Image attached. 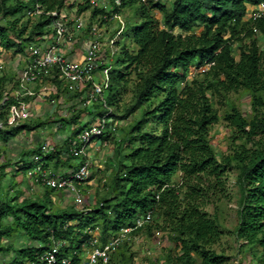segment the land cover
<instances>
[{"label": "trees", "instance_id": "1", "mask_svg": "<svg viewBox=\"0 0 264 264\" xmlns=\"http://www.w3.org/2000/svg\"><path fill=\"white\" fill-rule=\"evenodd\" d=\"M66 1L0 0V17L4 20L0 23V56L7 50L24 53L35 37L48 32L51 16L41 14L34 17L25 37L28 11L36 5L43 12L59 10ZM260 3L264 0H121L113 12L122 14L123 8L134 7L136 19L126 23L124 31L128 27L127 38L135 50L124 44L119 52L122 66H111L107 101L109 106L117 102V95L133 74L134 98L121 114L111 113L109 117L125 122L141 110L140 116L126 126L125 163L117 162L106 194L88 212L55 207L52 196L58 191L47 186L31 193L36 197H29V193L19 200L24 189H17L11 197L8 187L0 183V256H8L9 264H32L49 248L52 236L69 242L71 248L63 250L67 255L85 241L84 228L98 226L105 242L119 228L133 225L138 216L151 210L152 221L133 233L165 230L169 222L174 251L168 252L166 264H220L228 258L206 248L220 231L215 218L203 210L210 189L205 179H214L213 188H217L224 173L234 167L241 191L236 240L241 250L252 252L255 248L253 256L264 264V44L260 43V38L264 39V17L249 16ZM87 10L92 17L108 13L91 7L89 0L78 5L77 13ZM200 67L207 68L200 72ZM5 81L0 79L1 83ZM52 81L61 84L57 77ZM240 89L249 99L248 112L230 104L223 120L234 133L232 141L243 138L244 142L220 158L209 137L210 128L219 120L211 106L212 97L216 93L224 97ZM15 104L11 97L0 104L1 124H6L7 112ZM82 112L85 109L57 120L60 127L76 126L70 139L86 124L80 125ZM46 122L25 120L10 128L0 127V142L6 144L20 133L34 132ZM153 125L160 126L159 133ZM100 138L109 141L115 136ZM62 146L63 151L46 155L39 146L21 153L20 169L32 165L25 158L33 154L42 157L45 168L51 167V161L54 169L72 165L73 157L66 155L68 142ZM121 149L113 151V156L120 158ZM6 167V163H0V182ZM15 235L25 236L28 243L14 244L11 241ZM125 244L119 249L125 250ZM113 255L107 264L114 263ZM79 261L78 256H71V264ZM125 262L121 259L115 264Z\"/></svg>", "mask_w": 264, "mask_h": 264}, {"label": "built area", "instance_id": "2", "mask_svg": "<svg viewBox=\"0 0 264 264\" xmlns=\"http://www.w3.org/2000/svg\"><path fill=\"white\" fill-rule=\"evenodd\" d=\"M85 1L81 0L80 3L79 0H67V6L65 3L63 8L51 12H43L38 5L28 11L27 14L30 18L45 14L51 16V21L47 27L48 32L35 37V40L27 46L26 63L16 77V85L12 88L13 92L5 97V99L14 98L16 101V104L12 105L7 112L8 118L10 117L16 122L30 120L34 117V106L37 100H44L50 94L52 97L56 92L57 85L50 83L53 82V78L57 77L66 89L65 108L61 112L57 111L59 115L70 117L76 109H85L88 121L84 127L75 138L65 137L63 140L68 142L69 152L66 155L73 157L74 168L66 172L56 171L51 167L45 168L42 157L39 154H33L30 156L32 165L27 168V178L25 181L23 180L26 194L37 192L36 186H47L69 196L74 209L82 212L90 210V206L86 204L82 187L90 177L91 162L89 159H85L87 157L86 148L92 144L95 138L107 134L115 136L118 127V122H112L110 126L106 124V118L112 113L105 94L106 91H109L111 66L106 65L108 59L104 44L113 48L126 24L120 12H113L115 7H120L121 0H114L113 3H110L109 0H89L91 7L103 8L108 12L99 13L95 17H92L91 13L85 16L86 11L77 13L78 5ZM252 9L250 17L253 19L264 17L263 3ZM113 22L118 25L115 24L111 30L108 26ZM106 29L109 30L106 32ZM112 31H115L114 35L108 37ZM256 31L254 29V32ZM84 34L86 36H83ZM78 36L83 37L78 39ZM62 47H66L69 52L74 51L73 53L79 55L81 53L82 57L75 55L69 57ZM206 68L200 67L198 70L203 72ZM96 73L99 74V81L96 80ZM46 90H50L49 95ZM53 98H51V103H53V110L56 111ZM97 104L104 107V116H92L91 111ZM58 127L60 128L59 123L52 125L54 130ZM107 142L101 141V145H106ZM37 146L41 148L43 155L56 150L54 144L47 137L43 138ZM151 221L152 211L149 210L138 216L133 225L119 228L105 242L101 241V230L98 226H88L82 230V233L87 237L80 244V248L78 249L76 244L75 248L71 249L67 255H64L63 250L71 248L69 242L52 236L49 248L40 255L37 262L32 264H71L73 255L80 258L77 264H107L114 250L128 243L134 236L133 232L144 228ZM149 264L164 263L155 258Z\"/></svg>", "mask_w": 264, "mask_h": 264}, {"label": "rangeland", "instance_id": "3", "mask_svg": "<svg viewBox=\"0 0 264 264\" xmlns=\"http://www.w3.org/2000/svg\"><path fill=\"white\" fill-rule=\"evenodd\" d=\"M79 1L81 3V0ZM67 5L68 2L66 3V6ZM84 14L85 16L90 15V10H88V12L86 11ZM155 16L160 18V14L158 12H155ZM121 17L125 20V23L130 24V22L136 19L134 17V7L123 8ZM22 20L25 21L26 18H23ZM3 22L4 20L0 17V23ZM34 22L35 18L29 19V23L27 26L28 29L25 33V37L31 30V27H33ZM115 24L118 25L116 22H113L108 27L112 30ZM108 30L109 29H106V32ZM128 31L129 29L127 27L126 30L123 31L122 34L116 39L113 48H111L107 44H104V47L106 48V58L108 59L106 65L113 66L117 69L122 66L119 52L123 48L124 44H126V46L131 50H135V45L130 44L128 41ZM114 32L115 31L109 33L108 37L113 36ZM260 43L264 44L263 38H260ZM26 56V50L24 53H15L13 50H7L3 51L2 55L0 56V79H6V83L0 82V104L5 100V97L8 94H11L13 92L12 88L14 87V81L16 80L19 71H21L24 67L23 63L25 62ZM191 75L192 73H190L189 76ZM95 77L97 81L100 80L98 73H96ZM133 80H135L134 74L132 75L129 83L124 87L125 89H122L123 91L121 90L119 95H117V102L110 105L112 114H121L127 106L133 103ZM50 84L54 85V82H51ZM49 91H46L48 95ZM65 94L66 93L64 85L62 83L57 85L56 92L52 95V97H54L53 99L55 100L56 105V111H53L52 117H46L47 112L53 109V103H51V94L50 96L45 97L44 100H37L34 106L35 113L33 115L34 117H36H32L30 121H47L45 126H42L41 128H38L36 131L31 133H20L13 140L6 144L0 142V163L4 162L7 164V173L5 177L1 179L0 183H2L6 189L8 187V190L10 192L9 196L13 197V193L16 192L17 189L19 191H23L22 189L25 190V182L23 183V180L25 181L27 178L28 169H20V161L22 156L21 153L29 152L36 147V145L38 144V140L36 139L37 135L35 134H38L41 139L47 137L48 140L52 144H54L56 151H63L62 145L64 143L62 142H64V138H69L74 133L73 131L75 130L76 126H73L72 124L65 127H58L56 130L52 128V125L57 123L58 118L61 116L57 111L63 110L65 108ZM105 94L108 95V91H106ZM230 104H234L244 113L248 112L250 108L249 99L245 96V92L241 89L238 91H231L227 94V96L224 97L219 93L213 95L211 106L216 110L219 116V120L210 128L209 137L211 138L212 146L215 148L220 158L226 156L227 154H230L235 146L244 142L243 138H235L232 141V135L234 133L230 128H228L227 123L223 120V115L228 110ZM77 110L79 109H76V111ZM140 111L141 110H138L125 122H121V120L117 119V117H113L114 119H112V117L106 118L107 126H110L112 122H118L117 131L115 132V139L109 140L106 145H101V139L95 138L92 144L86 148L87 157L85 159H89V161L91 162V167L89 168L90 177L82 185L87 206H94L95 203H97L100 198L106 194L107 186L110 184L113 172L117 167V162L121 161L125 163V159L122 155H124V152H126L127 150V147H125L127 145V142L124 139L127 135L126 126H128L130 122L140 116ZM104 112V107L98 104L91 111L92 116L96 117L97 114L101 113V116H104ZM87 121L88 114L82 112L80 125H84ZM2 124L0 127L10 128L18 124V122L6 116V124ZM153 126L156 128V132L159 133L160 126ZM118 140L122 141L119 142ZM117 142L119 144H117ZM248 146H250V144H248ZM117 148L121 149L120 158H116L115 156H113V151H115ZM25 159L27 161L30 160V156H26ZM50 165L52 169L55 168L53 167V161L50 162ZM71 168H74V166L68 163L64 166L60 165L57 169L54 170L66 172ZM177 177L176 180H178ZM236 177L237 169L231 167L224 173L221 179L222 185H219L217 188H213V185L215 184L214 179H205V184L209 185L210 189L208 191L209 193L207 197L205 198V205L203 206V210L208 214L209 217L215 218L218 230L220 231L218 236L215 237L212 242L206 245V248L215 251L217 254H223L228 258L220 264H260L258 260L253 256V252H257V250L255 248L252 252H249L247 249L241 250L236 240L235 228L238 223L237 211L241 197V191L236 181ZM37 190H40V186H36V191ZM25 196H27L26 193L22 194L19 200H21ZM28 196L33 198L36 197L37 194H31L30 192V195ZM52 197L54 205L57 208H62L65 210H69L72 207L75 208L69 196H65L64 194L58 192L54 193ZM171 233L170 223L166 222L165 230L153 229L151 234H147L145 231L134 234V236L131 237L130 241H128V244H125V250H120L119 248H117V250H114L113 253L116 259L114 258L113 264L120 261L121 259L127 260L125 264H149L155 258L157 260L163 261V263L166 264V256L168 252H170L174 248L173 242L169 239V235ZM8 241L9 240H4V243ZM26 241L28 243V240L25 236L15 235L11 242L18 245L24 244V242ZM172 255L174 256V253H172ZM194 257L199 263V257L197 255H194ZM0 264H9L8 256H0Z\"/></svg>", "mask_w": 264, "mask_h": 264}, {"label": "crops", "instance_id": "4", "mask_svg": "<svg viewBox=\"0 0 264 264\" xmlns=\"http://www.w3.org/2000/svg\"><path fill=\"white\" fill-rule=\"evenodd\" d=\"M83 36H86V35L84 34ZM83 36H78V39H81V37H83ZM62 49H63V51L66 52V55L69 56V57H70V56L73 57L74 55H75V56H81V57H82V54H81V53H80V55H79L78 53H73L74 51H73V52H69V50L66 49V47H62ZM25 63H26V60H25V62L23 63V65H25ZM47 87H48V86H47ZM46 91H47V90H46ZM53 111H54L53 109H51L50 111H48L46 117H47L49 114H52ZM59 111L61 112V110H59ZM45 114H46V112H45ZM35 135H37V137H36V139L38 140L37 143H40V141H42L41 137H40L38 134H35ZM37 143H36V144H37ZM36 144H35V145H36ZM8 258H9V257H8Z\"/></svg>", "mask_w": 264, "mask_h": 264}]
</instances>
